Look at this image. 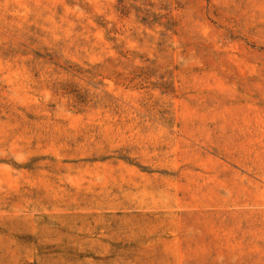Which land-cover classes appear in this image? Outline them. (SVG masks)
<instances>
[{
  "label": "rangeland",
  "instance_id": "1",
  "mask_svg": "<svg viewBox=\"0 0 264 264\" xmlns=\"http://www.w3.org/2000/svg\"><path fill=\"white\" fill-rule=\"evenodd\" d=\"M0 264H264V0H0Z\"/></svg>",
  "mask_w": 264,
  "mask_h": 264
}]
</instances>
